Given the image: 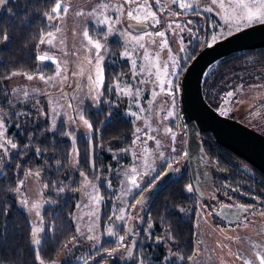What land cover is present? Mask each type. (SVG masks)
<instances>
[{"label": "rangeland", "instance_id": "374dc122", "mask_svg": "<svg viewBox=\"0 0 264 264\" xmlns=\"http://www.w3.org/2000/svg\"><path fill=\"white\" fill-rule=\"evenodd\" d=\"M144 2L145 0H136L133 4L127 3L126 0H61L62 4L68 5V12L64 14L61 7L59 17L56 13H51L53 18L48 19V22L55 28L47 33H53L54 39L51 44L41 43V40L39 44V55L47 54L54 58L45 60L54 64V72L50 75L27 73L34 77L29 80L24 72L18 71L19 75H12L8 80L4 97L0 100V119L4 124L3 138L10 139L17 145L15 149L9 145L7 154L0 149V176L4 173L11 155L16 154L21 148L16 135L20 124L14 120V114L25 115L29 110L36 118L48 116L50 129H54L60 119L66 121L69 129L67 134L71 133L67 137L73 145L69 165L70 171L73 172L78 160L77 136L79 134L90 136L93 133L92 127L89 128L80 119L83 116L88 121L84 115L86 102L95 108L101 104L104 65L110 51L107 41L118 38L123 42V50L111 61L128 60L131 64V77L129 80H117L114 83L117 98L110 105L119 108L133 120L134 145L114 151V163L110 165L108 171L100 173L98 178L93 179L81 174V184L76 190L78 199L72 214L77 231L79 229L78 236L72 239L55 259L43 261V264H62L71 254L69 252H75L74 248L87 250L85 253L77 254L78 260L83 261L89 251L92 252L99 246L103 236L121 242L118 251L109 255L108 260L111 263L123 262L133 240L131 241L130 236H124L116 226L124 224L128 229L137 226L140 220L137 209L145 208L142 206L143 198L131 208L130 200L147 184L151 173L162 163L171 160L174 174L180 173L185 163L182 159L186 154L185 126L181 129L179 125L182 116L180 54L185 53L191 39L196 38L188 15L184 12L188 14L191 10L200 12L201 21L208 23L212 29L211 44L247 26L260 23L259 21L251 24L240 23L238 27L235 22L229 23L227 16L234 7V0H223L224 8H221L219 3L213 4L212 0H185L193 4L190 9H181L179 0L176 3L172 0H147L150 11L156 14V20L159 22L150 19L144 24H137L128 17L127 12ZM100 4H107L109 7L100 8L98 7ZM121 5L122 10L117 11ZM140 14L143 15V12ZM105 17L110 18L109 22L100 23ZM91 25L107 29L106 41L98 40L102 45L99 53L83 35L87 31L91 37L89 32ZM158 32L165 35L157 36ZM47 33L43 34L41 39L47 40ZM141 36L144 39L138 43L134 38ZM140 44H143V47H140ZM98 59L102 70L100 73L96 67ZM41 75L45 77L44 80L39 79ZM89 76L92 80H89ZM52 77L54 79H48ZM32 100L35 101L32 103ZM218 103L221 114L264 134V80L235 86L230 82L219 95ZM13 104L22 106L15 109ZM45 105L48 106L47 110L44 109ZM137 129L140 131L137 132ZM20 154L21 157L24 156L23 151ZM120 155L123 156L122 159L119 158ZM133 178L139 184V188L133 185ZM101 182L114 193L113 214L105 225L104 233L101 231L104 202L99 187ZM18 186L20 191H16L17 204L28 214L32 227L42 229L36 237L40 241L39 244L34 243L32 230V245L38 249L44 235L42 212L49 203L46 199V185L42 182V170L28 171ZM97 195L101 197L99 201L94 199ZM24 200L28 203H22ZM33 204L39 207L33 208ZM220 208L219 202L209 192H198L195 249L187 264H245V261L249 264H260V257L264 256V217L258 216V220L253 221L248 213L240 222L233 224L220 216ZM119 215H123L124 219H116ZM109 228L113 234L108 233ZM89 236L98 239H89ZM120 237H124L123 241ZM164 245L167 255L163 264L181 261L179 253L171 248L169 242L165 241ZM70 247L72 248L69 249Z\"/></svg>", "mask_w": 264, "mask_h": 264}, {"label": "trees", "instance_id": "16d2710c", "mask_svg": "<svg viewBox=\"0 0 264 264\" xmlns=\"http://www.w3.org/2000/svg\"><path fill=\"white\" fill-rule=\"evenodd\" d=\"M56 3L57 0H7L6 4L0 6V100L4 97V90L13 72L46 75L54 72L52 62L41 63L37 57L43 34L55 28L48 22L45 14H51ZM184 13L188 15L196 38L191 39L187 51L180 54V79L197 53L212 41V29L208 23L201 21L200 12L193 10L189 14ZM89 32L92 38L106 41V27L91 25ZM5 36L7 39H4ZM107 42L110 51L104 65L101 104L95 108L86 102L84 115L91 124L93 133L90 136H77L78 160L73 172L69 169L73 145L67 137L69 129L64 119H60L56 127L50 129V120L46 115L36 118L33 113L30 114L31 110L25 115L14 114V120L20 124L16 135L21 148L11 155L0 176V264H40V261L55 259L78 236L72 214L78 199L76 190L81 184V174L98 178L100 173L108 171L114 163V151L134 145L133 120L119 108L110 105L117 98L114 83L130 79L131 64L128 60L111 61L123 50L121 39L112 38ZM262 80L264 46L250 47L224 56L213 64L204 79L203 93L206 100L218 109L219 95L228 83L244 84ZM21 106L22 104H13L15 109ZM47 108L45 105L44 109ZM194 130L200 151L197 158L200 165L208 164L210 175L228 177L237 169V156L233 151L219 143L202 125L197 124ZM91 142L94 148L93 167L90 162ZM22 151L23 157L20 154ZM202 155L205 157H201ZM119 158L122 159L123 156L120 155ZM169 165L170 162L162 163L151 173L147 184L130 200V208L143 198L146 190L167 171ZM38 169L42 170V182L46 185V199L49 203L42 212L44 235L40 247L36 249L32 245V222L17 204L16 188L28 171ZM211 178L214 177H209ZM213 183L226 186L223 181ZM188 185L194 184L190 166L185 163L178 175L174 174L150 198L143 201L145 210L137 209L140 219L137 226L131 227L132 229L124 224L116 226L124 236H130L131 241L137 239L131 254L123 262L111 263L108 260V256L115 253L112 249L118 251L121 242L103 236L99 246L94 251H89L83 261L78 260L77 254L87 250L74 248L75 252H69L71 254L62 264H86L88 261H92L90 264H163L167 255L165 241L181 257V261H170L167 264H187L195 249L198 211L196 196L187 190ZM231 185L234 188H229L234 190L232 200L238 199L243 192H249L248 184L242 185L243 190L238 189L236 182ZM99 187L104 199L101 215V231L104 233L105 225L113 214L114 193L109 191L104 182ZM223 190L221 191L228 192ZM38 255L40 259H37Z\"/></svg>", "mask_w": 264, "mask_h": 264}, {"label": "water", "instance_id": "95a60500", "mask_svg": "<svg viewBox=\"0 0 264 264\" xmlns=\"http://www.w3.org/2000/svg\"><path fill=\"white\" fill-rule=\"evenodd\" d=\"M256 46H264V22L247 26L205 46L185 69L181 79V103L188 127L187 147L190 158L191 149L197 141L193 125L200 124L210 131L219 143L245 158L264 173V134L234 118L221 114L206 100L203 93L204 79L213 64L233 52ZM90 147V162L93 167L94 148L92 142ZM190 163L195 181L193 163L192 161ZM173 175L174 169L168 168L146 190L143 199L150 198ZM136 242L137 239H134L127 254L134 249ZM91 262L88 261L86 264Z\"/></svg>", "mask_w": 264, "mask_h": 264}, {"label": "flooded vegetation", "instance_id": "af4514ba", "mask_svg": "<svg viewBox=\"0 0 264 264\" xmlns=\"http://www.w3.org/2000/svg\"><path fill=\"white\" fill-rule=\"evenodd\" d=\"M235 85H240V83L239 84L233 83V86ZM181 109H182V116L180 119L181 123L179 125H181V129L182 126H185V132H186L185 135L186 154L182 160H185V163H187L190 166L191 174H192V166L190 161H192L193 163L195 181L192 175V183L194 185L191 186H192V193L196 196L197 199L196 202L197 206H198V192H209L219 202L221 206L219 214L225 221H228L233 224L238 223L244 218L243 216L248 213H250V218H252L253 221H257L259 218L258 216L264 217V173H262V171H260L256 166L249 163V161H247L245 158L235 153L238 162L236 163L235 166L237 167V169L236 170L234 169V172H231L228 177H221V176L215 177L210 175L208 164L203 163L202 165H200L199 160L197 158V156L200 155L199 145L197 141L194 144V147H192L191 149V158L188 155V147H187L188 127L182 105H181ZM194 128L195 125H193V130ZM194 134L196 135L195 130H194ZM221 149L222 152H224L223 151L224 149L223 148ZM201 157H205V156L202 155ZM232 161L235 160L233 159ZM166 162H170L171 165V160ZM185 163H183V166ZM183 166L181 167V169L183 168ZM209 177H214V178L209 179ZM214 181L216 182L223 181L226 183V186H224L223 184L216 185L213 183ZM232 182H236V184L239 186L238 189L240 190L244 189L242 187L243 184H248L249 192L247 193L243 192V194L238 199L232 200L233 198L232 195L234 193V190L231 191L229 189L230 186H232L231 185ZM221 190L228 192H222Z\"/></svg>", "mask_w": 264, "mask_h": 264}, {"label": "snow or ice", "instance_id": "6c2138e0", "mask_svg": "<svg viewBox=\"0 0 264 264\" xmlns=\"http://www.w3.org/2000/svg\"><path fill=\"white\" fill-rule=\"evenodd\" d=\"M127 3H136V0H126ZM173 3H176L177 0H172ZM213 4H217L219 3V6L221 8H224V3L223 0H212ZM7 3V0H0V6H3L4 4ZM61 7H63V13L67 14L68 12V5L67 4H62L61 0H57V3L55 5V7L51 10L52 13H56V15L59 17L61 15L60 13V9ZM98 7L100 8H104L107 9L109 7V5L107 4H100ZM179 7L181 9H190L193 7L192 3L189 2H185V0H179ZM123 8V5H121V7L119 9H117V11H121ZM210 10V9H209ZM95 11V9L93 10ZM143 12V15H141L140 13ZM135 13V14H134ZM78 15H82L83 13H77ZM45 15L48 16V19H52L53 16L50 13H46ZM127 15L129 18H131L132 20L136 21L137 24H144L145 22H147L148 20H153L156 23H158L159 21L156 20V14L152 11H150L149 6L147 4V0H145L144 4H138L135 8L130 9L127 12ZM108 17H105V19L101 20L100 23H108L109 22ZM227 19L229 21V23L235 22L237 24V27L239 26L240 23H245V24H251L253 22L259 21V22H264V0H234V7H232V11L231 13L228 14ZM118 22V21H117ZM183 30V29H181ZM57 31H60L59 29H57ZM83 35L85 36V38L88 39L89 43L95 47V49H97V53H99V49H101L102 45L98 40H93L92 37L89 36L88 32L85 31L83 33ZM145 35L150 36V33H145ZM157 36L163 37L165 34L163 32H158L156 33ZM47 37L48 39H41V43H48L51 44L53 39H54V34L53 33H47ZM4 39H7V37L5 36ZM134 39H136V41L139 43L140 41H142L144 39L143 36L141 37H135ZM215 39V38H214ZM155 41H153L154 43ZM63 43V42H61ZM140 47H143V44H140ZM145 56L147 57V51L145 52ZM37 59L39 61H45V60H53L54 58L51 56H48L47 54L44 55H39L37 57ZM89 63H91V61H88ZM97 72L100 73L102 70L100 69V65H99V59L97 60ZM83 73V70H81V73ZM20 73L17 72H13L12 75H19ZM60 74L59 71V65H57V75ZM25 75L27 76V79L31 80L34 77L32 75H28L27 73H25ZM39 79L44 80L45 77L43 75L39 76ZM48 79H54V77L52 78H48ZM89 80H92V77L89 76ZM25 95H27V93H25ZM229 95H232L231 93H229ZM169 115H171V113H169ZM81 120H83L84 124L87 125L89 128H91V124L89 123V121L85 120L83 116L80 117ZM54 126V124H53ZM140 129H137V132H139ZM166 131H170V130H166ZM3 132H4V124L2 119H0V149H2L4 151L5 154H7L8 152V146L10 145V147L12 149L17 148V145L15 143H13L10 139H4L3 138ZM67 135H71V133H68ZM150 139H155L154 137H149ZM137 139H139V137H137ZM157 145H159V141H157ZM169 168H171V165H169ZM133 172H135V169L132 170ZM31 174V173H29ZM38 175V174H37ZM132 183L135 187L139 188V184L136 182L135 178H133ZM20 184H23V181L20 182ZM188 191H192V186L188 185L186 186ZM16 191H20V186L17 187ZM61 191H63V189H61ZM94 199L96 201H99L101 199V197H99L98 195L94 197ZM22 203L27 204L28 202L26 200L22 201ZM137 203H140V201H137ZM33 208H38L39 206L37 204H33L32 205ZM37 215H39V212H37ZM116 219L118 220H123L124 216L123 215H119L116 217ZM149 227H151V225H149ZM41 228L39 227H34L33 228V238H34V243L39 244L40 241L37 237V234L39 232H41ZM79 231V229H78ZM108 233L109 234H113L112 233V229L109 228L108 229ZM89 239H98L97 237H93V236H89ZM124 237H120V240L123 241ZM113 252L116 251V249H112ZM129 254H131V252L129 251ZM37 259H40L39 255L37 256ZM41 264H43V261H41ZM245 264H249L248 261H245ZM260 264H264V256L260 257Z\"/></svg>", "mask_w": 264, "mask_h": 264}]
</instances>
